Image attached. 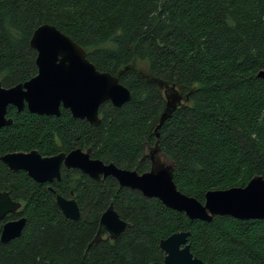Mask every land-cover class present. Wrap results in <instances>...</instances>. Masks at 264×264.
<instances>
[{"label": "trees", "instance_id": "1", "mask_svg": "<svg viewBox=\"0 0 264 264\" xmlns=\"http://www.w3.org/2000/svg\"><path fill=\"white\" fill-rule=\"evenodd\" d=\"M48 23L80 44L100 71L119 75L131 93L121 107H99L90 125L66 109L58 116L7 107L0 156L36 149L42 155L89 149L93 158L143 172L149 150L173 163L177 188L199 201L210 189L244 186L264 177V0H0V82L22 83L37 73L30 37ZM143 63L144 73L136 63ZM181 103L161 126L164 90ZM48 183L0 160V192L19 201V237L0 242V264H163L160 239L188 230L191 252L207 264H264V219L217 215L188 219L156 198L62 169L50 185L72 192L81 211L63 216ZM113 202L128 227L115 239L90 244L101 213Z\"/></svg>", "mask_w": 264, "mask_h": 264}, {"label": "water", "instance_id": "2", "mask_svg": "<svg viewBox=\"0 0 264 264\" xmlns=\"http://www.w3.org/2000/svg\"><path fill=\"white\" fill-rule=\"evenodd\" d=\"M29 42L36 52L37 73L12 86H3L0 82V128L12 122L6 116L8 105L14 106L17 111L26 108L38 115L58 116L60 109H68L72 117L97 126L100 123L98 110L102 103L109 101L114 107H121L130 100V90L120 83L119 75L98 70L87 58L85 49L54 25H38ZM256 76L264 80V69H260ZM164 96L165 108L156 125V137L157 129L182 100L181 93L174 86H166ZM148 154L150 166L143 172L93 158L89 149L81 148L53 155H42L36 149L13 151L1 155L0 160L10 171L22 170L39 183L59 180L62 167L78 169L96 180L111 176L119 187L138 190L144 197L156 198L164 206L184 213L191 220L211 221L217 215H228L239 220L264 219L262 175L252 176L244 186L207 190L201 202L177 188L173 179V163L160 152L157 142ZM55 202L64 217L74 221L79 219V209L73 198L55 194ZM20 205L8 191L0 192V221L8 213L17 211ZM25 222V217L3 222L0 242L7 243L19 237ZM126 226L127 223L110 203L100 216L95 239L100 230L115 238ZM189 235L188 230H179L160 239L163 264H207L191 252ZM42 264L50 263L43 261Z\"/></svg>", "mask_w": 264, "mask_h": 264}, {"label": "flooded vegetation", "instance_id": "3", "mask_svg": "<svg viewBox=\"0 0 264 264\" xmlns=\"http://www.w3.org/2000/svg\"><path fill=\"white\" fill-rule=\"evenodd\" d=\"M60 110H62V109H60ZM66 110H68V109H66ZM69 111V110H68ZM61 112V111H60ZM71 114V113H70ZM72 116V115H71ZM98 117L100 118V116H99V110H98ZM92 157V156H91ZM103 161V160H102ZM62 169H66V168H64V167H62L61 168V171H62ZM69 169H74V168H69ZM78 170V169H77ZM80 171V170H79ZM81 172V171H80ZM26 173V172H25ZM82 173V172H81ZM27 174V173H26ZM83 174V173H82ZM84 175H86V174H84ZM87 176V175H86ZM87 177H89V176H87ZM107 177H109V176H107ZM111 177V176H110ZM61 178V177H60ZM90 178V177H89ZM106 178V177H105ZM105 178H103V177H100V179L99 180H96V179H93V180H95V181H99L100 183H102L103 181H104V179ZM113 178V177H112ZM92 179V178H91ZM60 180V179H59ZM53 181H58V180H53ZM52 181V182H53ZM36 182V181H35ZM52 182H42V183H48V188L50 189V188H52L53 190H54V192L53 193H55V194H59V193H56V191H55V189L50 185V183H52ZM117 182V181H116ZM39 183V182H38ZM118 184V183H117ZM138 191V190H137ZM61 195V194H60ZM61 196H63V195H61ZM63 197H65V198H73L74 200H75V198L73 197V194H72V192L70 193V195L69 196H63ZM19 202V201H18ZM75 202H76V200H75ZM56 203V202H55ZM110 203H112L113 204V202H109V204ZM21 204V203H20ZM77 204V203H76ZM109 204H108V206H109ZM21 206V205H20ZM78 206V205H77ZM107 206V207H108ZM107 207L105 208V210L107 209ZM20 208V207H19ZM19 208L17 209V211L19 210ZM113 208H114V210L117 212V210L115 209V207H114V205H113ZM78 209H79V206H78ZM104 210V211H105ZM17 211H15V212H17ZM103 211V212H104ZM102 212V213H103ZM11 213H13V212H11ZM81 213V211H80V209H79V214ZM101 213V214H102ZM118 213V212H117ZM119 215V214H118ZM101 216V215H100ZM19 217H24V216H18V217H16L15 219H17V218H19ZM119 217H120V215H119ZM66 218V217H65ZM121 218V217H120ZM4 219V218H3ZM68 219V218H67ZM79 219H80V217H79ZM78 219V220H79ZM99 219H100V217H99ZM122 219V218H121ZM10 220H12V219H10ZM71 220V219H70ZM77 220V221H78ZM123 221H125L124 219H122ZM74 221V220H73ZM1 222V221H0ZM5 222V221H4ZM126 223H127V226L120 232V234L128 227V222L127 221H125ZM2 226V225H1ZM98 229H99V221H98V226H97V229H96V231H95V234H94V236H93V238L91 239V241H90V244H92V243H95V242H97V241H99V240H101V239H109V240H115L120 234H118L115 238H111L110 237V235H109V233L108 232H106L105 230H100L99 231V234H98V237L95 239V237H96V235H97V233H98ZM94 239H95V241H94Z\"/></svg>", "mask_w": 264, "mask_h": 264}, {"label": "rangeland", "instance_id": "4", "mask_svg": "<svg viewBox=\"0 0 264 264\" xmlns=\"http://www.w3.org/2000/svg\"><path fill=\"white\" fill-rule=\"evenodd\" d=\"M136 67H137L138 70H141L144 73L145 66H144L143 63H140V62L136 63Z\"/></svg>", "mask_w": 264, "mask_h": 264}]
</instances>
